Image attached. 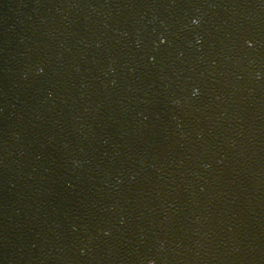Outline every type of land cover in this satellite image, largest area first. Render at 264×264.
Listing matches in <instances>:
<instances>
[{
    "label": "water",
    "instance_id": "water-1",
    "mask_svg": "<svg viewBox=\"0 0 264 264\" xmlns=\"http://www.w3.org/2000/svg\"><path fill=\"white\" fill-rule=\"evenodd\" d=\"M0 264H264V0H0Z\"/></svg>",
    "mask_w": 264,
    "mask_h": 264
},
{
    "label": "clouds",
    "instance_id": "clouds-1",
    "mask_svg": "<svg viewBox=\"0 0 264 264\" xmlns=\"http://www.w3.org/2000/svg\"><path fill=\"white\" fill-rule=\"evenodd\" d=\"M192 23H193V24H197L198 21H197V20H193ZM163 41H164V40H161L160 43H162ZM38 71H40V70H38ZM192 94H193L194 96L197 95V91L194 89ZM105 234H107V233H105Z\"/></svg>",
    "mask_w": 264,
    "mask_h": 264
},
{
    "label": "snow or ice",
    "instance_id": "snow-or-ice-1",
    "mask_svg": "<svg viewBox=\"0 0 264 264\" xmlns=\"http://www.w3.org/2000/svg\"><path fill=\"white\" fill-rule=\"evenodd\" d=\"M165 41H163L161 44H163ZM249 47H251V44L248 45Z\"/></svg>",
    "mask_w": 264,
    "mask_h": 264
}]
</instances>
